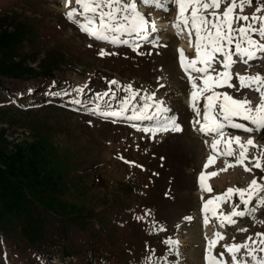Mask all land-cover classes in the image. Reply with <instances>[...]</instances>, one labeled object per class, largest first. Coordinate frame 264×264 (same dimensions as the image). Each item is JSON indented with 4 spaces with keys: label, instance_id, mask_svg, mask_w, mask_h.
I'll return each instance as SVG.
<instances>
[{
    "label": "rangeland",
    "instance_id": "374dc122",
    "mask_svg": "<svg viewBox=\"0 0 264 264\" xmlns=\"http://www.w3.org/2000/svg\"><path fill=\"white\" fill-rule=\"evenodd\" d=\"M65 2L0 0V33L2 30H7L9 35L22 33L12 39L10 48H0V55L7 53L13 61L25 60L34 69L10 83L25 90L23 97L0 89V143L8 154L46 143L50 155L45 163L39 164V170L46 173V169H52L59 183L53 193H44L27 184L29 195L36 201V210L30 212L29 204L24 201L22 213L15 210L0 220V264H31L34 259L14 243L30 242L35 246L47 243L49 247H56L70 229L78 233L70 231L71 239H66L67 243L71 241L81 247L78 243L81 236L93 240L92 248L105 258L106 264H145L149 255H154L153 264H205L207 242L218 231L226 239L219 241L213 254L219 256L223 252L231 264L223 246L241 244L248 237L255 239L256 233H264V223L257 222L264 221V208L256 212V220L250 216L235 218V225L220 227L219 221L211 215V222H205L202 204L228 188H246L254 177H264V172L253 169L249 173L242 166H235L210 176L225 167L223 157L205 168L212 154L209 145L213 138L200 135L198 126L192 125L194 113L189 107L192 89L187 74L178 66V50L182 49L188 58L195 56V50L185 34L177 35L176 29L171 27L177 15L175 7L170 5V10L165 12L138 3L146 18L155 22L156 31H151L149 39L158 37L161 46L132 35L139 39L131 43H139L137 52L130 44L113 45L81 32L67 19L70 9ZM257 2L264 3V0H253V6L246 7L244 14L251 16ZM71 7H77L75 0ZM36 32L43 33V38L29 40ZM101 49L116 54L101 56ZM258 55L264 57V53ZM58 56L57 64L55 57ZM236 72L264 75V59L249 61L248 65L238 61L233 67V73ZM111 80L118 81L120 87L110 85ZM31 83L38 86L34 93L28 88ZM232 83L239 88L235 78ZM129 84L140 93L133 103L142 104V96L155 93L170 109L169 115L176 116L183 131L157 133L153 138L151 133L138 129L155 127L157 122L122 117L104 119L85 111L98 105L102 111L118 110L120 99L129 96L122 87ZM161 84L164 87H160ZM81 87L97 94L111 88L115 95L110 93L103 97L111 100V108L95 101L71 103L73 99H80V94L73 89ZM65 91L70 95H56ZM216 91L228 92L237 99L247 96L253 104L259 99L256 92L247 88L236 91L224 87ZM202 102H199L201 107ZM131 114L129 111L128 115ZM237 122L248 123L239 119ZM225 131L232 135L244 134L239 129L226 128ZM252 135L257 141L260 136L257 144L264 146V132ZM255 153L253 149L249 155ZM228 160L232 162V158ZM202 173L213 189L205 195L200 187ZM131 175L135 186L141 185L137 191L125 192L115 186ZM50 198L59 202H50ZM233 200L239 203L238 197L234 196ZM50 203L51 207L47 205ZM231 210L232 207L225 204L219 211L229 213ZM156 222L162 223L165 230L154 232ZM96 230L101 232V245L96 241L99 235L93 234ZM10 238L15 240L12 245ZM169 238L179 242L178 249L169 251L164 243ZM238 256L253 264L243 249ZM70 258L73 264H83L77 254ZM49 264L65 263L52 259Z\"/></svg>",
    "mask_w": 264,
    "mask_h": 264
},
{
    "label": "snow or ice",
    "instance_id": "6c2138e0",
    "mask_svg": "<svg viewBox=\"0 0 264 264\" xmlns=\"http://www.w3.org/2000/svg\"><path fill=\"white\" fill-rule=\"evenodd\" d=\"M138 3L165 12L170 10V5L174 6L177 15L172 22L173 27L177 35L187 33L189 44L195 50V56L188 58L184 51L179 49V62L188 76L192 89L189 98V107L194 113L192 125L194 128L199 126L197 129L199 132L213 137L209 145L212 154L208 157L205 168L214 164L217 158H224L225 167L210 173V176H217L220 172H226L235 166H242L249 173L253 169L264 172V146L257 144L254 136L244 140L239 135L225 131L226 128H232L249 134L264 132V75L233 73V67L238 61L248 65L249 61L264 59L258 55L264 53V14H261L264 13V3L257 2L255 11L249 16L244 14L245 8L252 7L253 0H75L77 7H71L72 0H66L65 6L70 9L66 17L76 24L81 32L97 41L113 45L129 44V41L122 37L135 35L154 46H161L158 37L149 39L150 30L156 31L155 22H150L146 18L139 10ZM129 46L139 52V43ZM115 54L104 49L99 53L101 56ZM193 73L199 75L194 76ZM234 78L238 81L239 88L232 83ZM108 83L120 87L116 80ZM84 87L73 91L82 94ZM160 87L164 85L161 84ZM224 87L236 91L245 88L254 91L259 96L258 102L253 104L247 96L237 99L228 92L216 91ZM122 90L128 92L129 96L127 99H120L118 110L102 111L98 105L94 109L85 108V111L104 119L122 117L132 121L157 122L155 127L138 129L151 133L153 138L157 133L183 131L181 125L177 123L176 116L169 115L170 109L163 100L156 98L155 93H146L142 96L141 104L133 103L140 93L133 90L132 85L123 86ZM110 93L115 95L109 88L108 91L96 94V99L101 100ZM56 95L70 93L65 91ZM201 100L204 101L202 107L199 103ZM71 103L79 105L82 102L80 99H73ZM107 107L111 108V104H107ZM129 111L131 115H128ZM237 119L248 123H239ZM253 149L256 153L250 156L249 153ZM228 158H232V162H229ZM204 180L205 176L202 173L200 176L202 190L212 192L213 189L205 185ZM261 180H264V177L259 179L254 177L246 188H228L224 193L206 200L202 206L205 222H211L209 214L219 221L220 227L235 225L237 223L235 218L250 216L256 220V212L264 208V183L260 182ZM234 196L238 197L239 203L233 200ZM225 204L232 207L231 212L218 211ZM185 219L191 220V217ZM164 230L153 227L154 232ZM240 231L246 232L247 229ZM224 239L226 237L217 231L214 238L208 240L206 264H229L223 252L219 256L213 254L216 245ZM164 243L169 246V251L178 249V241L169 238ZM223 247L231 258V264H249L247 259L238 256L242 249L253 264H264V255H260L264 253V233H256L255 239L248 237L244 243L226 244ZM147 260L148 264H152L153 256L149 255Z\"/></svg>",
    "mask_w": 264,
    "mask_h": 264
},
{
    "label": "trees",
    "instance_id": "16d2710c",
    "mask_svg": "<svg viewBox=\"0 0 264 264\" xmlns=\"http://www.w3.org/2000/svg\"><path fill=\"white\" fill-rule=\"evenodd\" d=\"M38 30L39 28L36 27L35 31ZM21 34L22 33L19 32L15 33L14 35H9L7 30H2L0 33V48H10L13 42L12 39L17 38ZM42 35L44 34L41 32L32 33L29 40H33V42L36 39L40 40L43 38ZM55 58L58 59V64V62H60V57L58 56ZM51 62L55 64L54 59H52ZM33 70V68L29 67L28 64L25 63V60L13 61V59L8 56L7 53L0 55V77L5 80L1 81L0 79V83H3L0 85V89H3V92H8L14 96L23 97L25 90L18 86H11L10 83L13 81V79L22 77L26 73L32 72ZM45 76L50 77L51 75ZM28 86L34 91L37 90L38 87L36 83H31ZM93 95L94 93L89 91H84L81 94L83 99H90L93 97ZM46 145V143H37L31 145L26 150L20 148V150H16L14 153L8 154L6 147L0 143V166L2 164L6 166L5 168L0 167V220L15 210L20 211L19 213H22L23 210L21 207L23 206L24 201L29 204L28 210L30 212H32L34 209L36 210V201L29 195L26 187L27 184L33 185V188H40V190L42 189V192L44 193H53L55 188H59V183H57L52 169H44L46 173L40 172L39 170V164L42 162L45 163L50 155V150H48ZM133 177L134 176L131 175L127 181H118L115 186L125 192L135 191L136 189L138 190L141 185L137 183V186H135V183L131 181ZM53 201L59 202V200L50 198V202ZM47 205L51 207V203ZM7 207L9 208L8 210ZM1 212H3L2 215ZM67 223L65 225H67ZM70 231L72 234L78 233V231H72L71 229ZM70 231L68 230L66 235L67 237L59 240L61 244L57 245L56 247H52V245L49 247V244L47 243H45L43 246H35L30 242L26 243L25 245H20L18 242L17 244L14 243L15 240H13V238H10L11 241L9 242L10 245L14 243L16 246H18V249L26 250V253H28L31 257L33 256V258H35L40 256L44 261L37 263L34 260V262L31 264H46L52 261V259H59L65 264H73L70 258L73 254L79 255L80 259H83V264L85 261L87 264L107 263L103 256L97 255L98 250L92 248L93 240L89 241L86 237L81 236L78 242L79 244H82L81 247L78 245H73V243L69 240L67 243L66 239H71V237L68 236ZM31 233L34 235L36 234L34 232ZM93 234L99 235L96 238V241L99 245H101V232L96 230L93 232ZM87 236H89V233H87ZM16 246L12 247L17 248ZM153 261L152 264L154 263Z\"/></svg>",
    "mask_w": 264,
    "mask_h": 264
},
{
    "label": "bare ground",
    "instance_id": "6f19581e",
    "mask_svg": "<svg viewBox=\"0 0 264 264\" xmlns=\"http://www.w3.org/2000/svg\"><path fill=\"white\" fill-rule=\"evenodd\" d=\"M171 27H173V25H171ZM187 43V42H186ZM185 44V43H184ZM186 45V44H185ZM255 102V101H254ZM236 135V134H235ZM242 135V136H241ZM243 135H247V136H243ZM239 136H241L242 137V139H244V140H246L249 136H253L252 134H247V133H244V134H239ZM260 136H258V139H259V141H260ZM255 140H256V143L257 142H259V141H257V139H256V137H255ZM263 143V142H262ZM210 181V180H209Z\"/></svg>",
    "mask_w": 264,
    "mask_h": 264
}]
</instances>
